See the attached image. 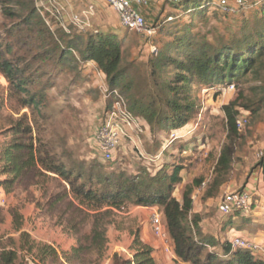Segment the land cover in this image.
I'll use <instances>...</instances> for the list:
<instances>
[{
  "label": "rangeland",
  "instance_id": "rangeland-1",
  "mask_svg": "<svg viewBox=\"0 0 264 264\" xmlns=\"http://www.w3.org/2000/svg\"><path fill=\"white\" fill-rule=\"evenodd\" d=\"M60 1L67 6L69 15L87 9L90 4L94 5L96 12L88 32L114 30L123 38L124 80L114 86L107 82L110 88L118 89L125 96L129 106L134 99L148 100L152 95L166 94L162 83L166 80L171 82L176 67L161 61L165 60L164 56L157 58L158 50L166 52L169 57L182 58L183 51L178 53L177 50H183V45L179 42L173 45L181 37H189L193 42L209 41L219 45L240 36L242 31H257L264 26V0H248L246 6L233 15L223 13L214 5V0H183L180 6L173 5L169 0H156L145 9L149 12L146 16L149 26L155 30L152 35L125 29L116 13L99 0ZM16 3L17 0L12 3L0 0V48L5 50L13 44L14 52L9 55L12 59L13 56L30 58L33 52L22 47L17 34L11 35L9 32L27 30V26H23L24 30H14L21 23V18L5 14L9 7L17 9ZM34 5L38 9L36 0ZM66 17L71 35L85 39L88 32L79 33L70 24L68 15ZM46 18L49 19L48 22L44 18L46 25L53 33L66 31L54 17ZM80 45V42L74 43L76 55ZM78 61L76 68H60L51 76L54 85L46 90V121L40 117L39 127L35 126L31 111L11 98L10 84L0 72V181L12 177L6 174L4 168L6 149L15 143H29L31 139L36 147L39 139H42L50 150L61 155L68 167H73V160L79 163L95 161L104 164L108 173L123 170L136 174L145 170L146 173L155 174L165 167L169 171L171 165H182V182L176 186L174 195L182 200L184 191L192 188L193 213L202 217L204 232H210L222 240L236 232L252 241L262 238L264 104L258 103V99L264 95V63L257 69L261 76L249 73L238 82L208 87L194 77L193 97L197 98V106L185 114L188 123L184 127L169 129L165 122L156 120L153 126L147 122L141 126V133L121 140L112 160L103 162L99 157H94L95 153H99L96 135L106 118L104 110L110 98L100 88L103 76L98 66L81 59ZM40 66V73H43L52 64L46 67L42 61L34 62L33 67L38 69ZM46 78L47 75H43L32 88H40ZM231 84H235L234 89H229ZM173 95L169 94L170 97ZM233 101L237 102L239 116L247 117L248 123L239 131L233 144L235 154L232 168L225 176L227 181L215 196L206 197L222 150L231 143L223 107ZM247 105L252 109H247ZM18 121L31 124L32 134L18 132L15 128ZM199 181H202L200 185ZM65 186L66 181L58 175L50 172L42 175L36 169L26 170L8 186L0 184V253L4 248H16V264H113L115 253L125 258L133 257L137 238L143 239L146 234L153 242L155 235L151 217L155 210L162 212L160 206L131 205L123 210L113 209L107 214L90 215L87 213L94 212L78 209L70 190L64 193ZM246 189L260 194H255L251 207L242 211L232 225L225 226L235 216H226L219 211L220 200L227 193ZM163 218L165 220L164 215ZM95 221L107 225L108 243L98 252L86 248L77 253L75 247L88 245L84 236L90 232ZM23 232L29 236L21 240ZM44 245L53 247L57 256L43 259ZM167 254L170 256L165 258L168 264H184L176 263L175 258Z\"/></svg>",
  "mask_w": 264,
  "mask_h": 264
},
{
  "label": "trees",
  "instance_id": "trees-1",
  "mask_svg": "<svg viewBox=\"0 0 264 264\" xmlns=\"http://www.w3.org/2000/svg\"><path fill=\"white\" fill-rule=\"evenodd\" d=\"M7 2L12 3L13 0ZM16 4L18 6L16 10L9 7L5 14L21 18V23L17 24L14 30H24L23 26H27V30L9 32L11 35L17 34L18 40L22 41V47L33 52V55L30 58L13 56L12 59L9 55L14 52L13 44L7 46L5 50L0 48V72L10 84L11 98L21 107H27L31 111L36 127H39L40 117L46 121L44 112L46 90L54 85L51 76L53 77L57 69L65 67L74 69L80 59L84 62L94 61L112 86L122 83L125 74L124 46L123 38L118 33L90 31L85 39L80 36L74 37L72 33L66 31L53 33L35 7L34 0H17ZM182 4L183 0L173 5ZM262 14L264 18V6ZM176 41L173 45L178 42L183 45V50L176 47L178 53L183 51L182 58L169 57L161 50L157 52V58L164 56L165 60L161 61L176 67L171 82L166 80L162 83L166 94L152 95L148 100L134 99L130 106L128 104L132 113L144 118L151 126L156 120L165 122L169 129H180L188 123L185 114L197 106V98L193 97L194 77L206 86L212 87L216 84L238 82L249 73L262 75L257 69L264 63V26L257 31H242L240 36H234L233 39L223 41L219 45L209 41L193 42L189 37H181ZM75 42L81 44L76 49L78 55L73 50ZM23 60L26 61L21 65ZM35 61H42L46 67L49 64L52 66L40 73L42 66L38 69H36L38 65L33 67ZM43 75H47V78L42 86L38 89L32 88ZM169 94L174 95L170 97ZM258 103L264 104V95L258 99ZM237 107L236 101L223 107L227 115L231 143L225 145L222 150L215 168V177L206 197L215 196L217 190L227 181L225 176L232 168L235 154L233 144L240 131L237 127L239 117ZM246 108L252 109L250 105ZM15 125L18 132H24L26 135L33 132V127L29 123L18 121ZM4 157L5 172L12 177L0 181L1 185L12 184L28 169H36L42 175H45V172L54 173L66 181L64 193H69L67 191L70 190L78 203V209L93 211L94 213H87L90 215L102 212L107 214L113 209L123 210L131 205L160 206L172 241L176 263L264 264L263 255L254 254L248 249L233 248L231 237L222 240L210 232H204L201 227L202 217L198 213H193L192 188L188 187L184 191L182 200L174 195L176 186L182 182L180 176L182 165H171L169 171L165 167L155 174L146 173L145 170L136 174L123 170L108 173L102 163L95 161L79 163L69 157L74 165L68 167L61 155L50 150L42 139H39L37 147L32 139L29 143H15L6 149ZM241 212L234 211L226 215L235 217L227 221L225 226L232 225ZM107 229L106 224L95 221L90 232L84 236L88 245L82 244L75 247L74 251L80 253L86 248L100 251L108 243ZM27 236L29 234L23 232L21 240ZM134 246L133 257L125 258L115 253L112 258L113 264H160L153 255L151 244L137 238ZM42 250L43 259L57 256V251L49 245H44ZM17 260L16 248H4L0 253V264H16Z\"/></svg>",
  "mask_w": 264,
  "mask_h": 264
},
{
  "label": "built area",
  "instance_id": "built-area-1",
  "mask_svg": "<svg viewBox=\"0 0 264 264\" xmlns=\"http://www.w3.org/2000/svg\"><path fill=\"white\" fill-rule=\"evenodd\" d=\"M37 7L41 15L49 22L46 17H54L60 26L67 33L72 31L66 25V15L79 33L88 32L91 26L92 16L95 14V6L90 4L87 9L71 13L69 15L67 6L60 0H36ZM108 6L116 13L120 24L128 30L138 32L143 35L154 34V29L149 26L148 20L144 15L143 8L148 7L156 0H104ZM173 4H178L182 0H169ZM214 5H217L225 14H236L243 9L248 0H214ZM50 14V16H47ZM91 63V61H87ZM103 76L100 88L105 93L106 97L110 98L111 104L105 107V120L98 128L96 135V143L99 153H95L94 157H99L103 162H108L114 158L121 140L124 137L139 134L142 130V125L147 124V121L139 115L132 113L129 109L128 102L124 95L118 89L110 88L107 82L105 73L99 69ZM235 84H231L229 89H234ZM248 118L239 116L237 119V127L242 131ZM260 154H263L261 152ZM253 193L248 190L225 194L219 203V211L223 215H228L234 211H244L251 207L253 202ZM152 229L155 237L160 240L165 248V251L174 256L172 241L168 233L166 222L163 218V213L155 210L151 217ZM233 248L248 249L254 254L264 256V245L246 238L244 235L235 233L231 237Z\"/></svg>",
  "mask_w": 264,
  "mask_h": 264
},
{
  "label": "crops",
  "instance_id": "crops-1",
  "mask_svg": "<svg viewBox=\"0 0 264 264\" xmlns=\"http://www.w3.org/2000/svg\"><path fill=\"white\" fill-rule=\"evenodd\" d=\"M101 1V3H103L105 6L107 5V7H109L108 6V4L105 2H103L102 0H99V2ZM109 9H110V7H109ZM146 8H143V12H144V15L145 16H147L148 15V11L147 10H145ZM147 18V17H146ZM114 31V30H113ZM114 32H116V31H114ZM117 33V32H116ZM95 65V66H97V64L94 62V61H91V65ZM246 190H248V191H250L251 192V190L250 189H246ZM257 194H260V193H253V195L254 196H256ZM264 194V193H263ZM207 228V227H206ZM236 233H238V234H241V235H243L242 233H240V232H236ZM145 236L146 237H144L143 238V240L144 241H146L147 243H149V244H151L152 245V247H153V255H154V257L156 258V260L160 263V264H168L167 263V261H165V258L166 257H170V256H168V254H167V252L165 251V248L163 247V245L161 244V242H160V240H158L157 238H153V242L151 241V239L145 234ZM258 239H260V241H258ZM258 239H255L256 241L255 242H257V243H260V244H264V232H263V234H262V238H259L258 237ZM262 239V240H261ZM173 256V255H172ZM174 258H175V255L173 256ZM164 259V260H163Z\"/></svg>",
  "mask_w": 264,
  "mask_h": 264
}]
</instances>
